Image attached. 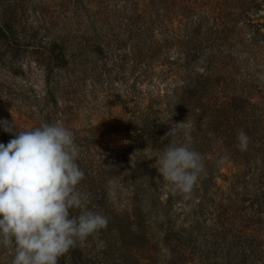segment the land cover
I'll use <instances>...</instances> for the list:
<instances>
[{"label":"rangeland","instance_id":"obj_1","mask_svg":"<svg viewBox=\"0 0 264 264\" xmlns=\"http://www.w3.org/2000/svg\"><path fill=\"white\" fill-rule=\"evenodd\" d=\"M149 9L148 0H0V121L14 122L15 127L6 132L0 125V137L7 145L15 130L47 123L43 118L47 113L52 122L70 128L84 172L78 189L88 196V208L107 218L114 207L131 214L143 208L144 190L152 187V180L138 168L139 163L158 174L156 163L163 152L159 146L167 137L158 138L159 131H155L170 118L160 114L157 99L164 94L162 90H171L170 76L160 71L169 68L175 73L179 60L189 63L186 58L202 65L206 54L224 45L242 55L241 61L255 64L250 53L246 54L252 49L250 28L241 22L216 25L211 15L203 24L185 30L188 37L173 43L169 29L159 31L158 40L169 39L168 44H162V51L146 66L139 26L132 24L127 13ZM6 24L14 27L18 47L5 38ZM56 41L66 48L65 66L53 52ZM97 46H102V52ZM254 57L260 59L258 70L264 78V50ZM230 169L231 165L217 173L213 162L206 160L188 198L173 193L165 181L158 183L163 201L172 199L174 222L197 239V243L190 241L192 254L188 252L187 264H217L227 259L221 254L225 246L218 248L222 224L232 216L226 199L239 204L245 199L243 192L222 180ZM78 214L79 210L71 211L73 216ZM134 219L137 223L140 216ZM105 231L89 237L82 247L90 261L83 264H114L117 256L104 255L110 250ZM241 239L234 243L237 260L228 259L225 264L256 260L255 245L262 244L264 237L259 243L248 236ZM215 252L220 255L218 260L209 262ZM260 260L256 264H264V256Z\"/></svg>","mask_w":264,"mask_h":264},{"label":"trees","instance_id":"obj_2","mask_svg":"<svg viewBox=\"0 0 264 264\" xmlns=\"http://www.w3.org/2000/svg\"><path fill=\"white\" fill-rule=\"evenodd\" d=\"M148 1L152 9L127 13L132 24L139 26L141 53L146 66L150 65L156 53L162 51V44H168L170 38L173 43L179 37H188L185 30L194 24H203L211 15L213 18L210 19L216 25L221 23L229 27L241 22L246 24V29L250 28L249 45L252 49L246 54L250 53L254 65L250 61H241L242 55H237L232 46L229 48L227 45L206 54L202 65L190 58H186L187 64H184L185 60H179L175 73L169 68L160 71L170 76L171 90H162L164 94L157 99L160 114H167L170 118L162 122L161 130L155 131H159L158 138L167 137L159 148L164 150L173 140L182 141V133L173 136L170 130L176 127V123L186 121L192 126L189 146L203 155L204 163L212 161L217 173L231 165L232 169L228 170V175H222V180L243 192L245 199L241 204L226 199L232 216L222 224L223 238L218 248L225 246L221 254H225L227 259L217 262L225 264L228 259L237 260L234 255L236 240L241 241L242 237L248 236L259 243L264 237V78L258 70L260 59L254 57L264 50V0ZM164 29H169L171 36L161 43L158 33ZM3 33L11 46H19L11 24L4 26ZM178 44L180 46V41ZM96 49L102 52V46ZM53 52L62 66L67 65L63 45L56 41ZM43 118L52 123L50 113ZM241 130L249 137L246 151L237 147V133ZM0 143L5 144L6 140L0 137ZM138 168L147 171L152 187L145 186L144 206L134 214L118 211L115 207L111 210L105 231L110 250L104 255L117 256L114 264H187L188 252L192 254L190 241L197 243V239L184 226L174 222L172 199L163 201L162 188L158 186L164 181L163 177L147 168L145 163H139ZM137 215L140 220L135 223ZM255 246L258 256L254 263L250 261L249 264L262 262L264 242ZM84 255L83 248L77 246L62 256L59 264L90 262ZM218 256L215 252L208 261H217ZM11 260L12 250L0 247V264H11Z\"/></svg>","mask_w":264,"mask_h":264},{"label":"clouds","instance_id":"obj_3","mask_svg":"<svg viewBox=\"0 0 264 264\" xmlns=\"http://www.w3.org/2000/svg\"><path fill=\"white\" fill-rule=\"evenodd\" d=\"M0 125L6 132L15 129L14 122ZM170 132L182 133L183 140L163 150L156 168L173 193L188 198L204 171V157L189 146L192 126L186 121ZM237 141L246 151L243 130ZM79 156L74 132L60 122L15 130L7 145L0 143V247L12 250L11 264H59L107 228V217L90 210L88 196L78 189L84 178ZM73 209L79 214L71 215Z\"/></svg>","mask_w":264,"mask_h":264}]
</instances>
